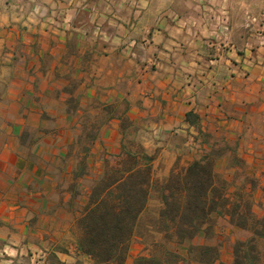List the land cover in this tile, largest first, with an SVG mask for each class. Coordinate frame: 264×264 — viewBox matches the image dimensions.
Segmentation results:
<instances>
[{
    "label": "crops",
    "instance_id": "crops-1",
    "mask_svg": "<svg viewBox=\"0 0 264 264\" xmlns=\"http://www.w3.org/2000/svg\"><path fill=\"white\" fill-rule=\"evenodd\" d=\"M213 150L262 217L264 0H0V264H93L77 218L106 161L163 181ZM216 218L232 264L252 234Z\"/></svg>",
    "mask_w": 264,
    "mask_h": 264
},
{
    "label": "trees",
    "instance_id": "trees-1",
    "mask_svg": "<svg viewBox=\"0 0 264 264\" xmlns=\"http://www.w3.org/2000/svg\"><path fill=\"white\" fill-rule=\"evenodd\" d=\"M220 156L213 150L185 168L174 169L163 181L154 179L148 164L151 157L145 154L128 152L114 162L106 161L77 218L79 250L93 264H126L133 241L141 239L150 241L151 250L134 264H224L220 244L193 241L211 240L216 217L229 215L231 223L252 234L235 243L232 264H262L259 243L264 241V215H256L243 188L230 200V183L215 171ZM153 194L161 206L151 212ZM185 244L186 256L169 248Z\"/></svg>",
    "mask_w": 264,
    "mask_h": 264
},
{
    "label": "rangeland",
    "instance_id": "rangeland-1",
    "mask_svg": "<svg viewBox=\"0 0 264 264\" xmlns=\"http://www.w3.org/2000/svg\"><path fill=\"white\" fill-rule=\"evenodd\" d=\"M151 205V212H153L154 210H156L157 208V203L156 201H151L150 203ZM220 238H215L214 240H210V241H207V240H202L201 238L199 239H196L194 241L195 244H206V245H214L215 243H217L218 241H226L227 239L225 238V236L223 235H220L219 236ZM150 241L147 240V242L145 241H141V239H136L133 241L132 245H131V248L132 249V253L129 255V260L132 261L134 259V256L136 254V256H140V255H149L150 253V250H151V246H150ZM171 249H174V247L171 246ZM175 250V249H174ZM182 254H185L184 251H182Z\"/></svg>",
    "mask_w": 264,
    "mask_h": 264
}]
</instances>
